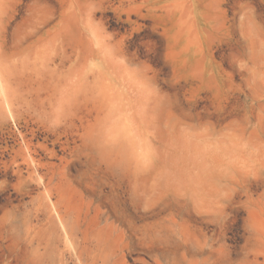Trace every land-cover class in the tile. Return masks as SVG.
Returning a JSON list of instances; mask_svg holds the SVG:
<instances>
[{
    "label": "rangeland",
    "instance_id": "374dc122",
    "mask_svg": "<svg viewBox=\"0 0 264 264\" xmlns=\"http://www.w3.org/2000/svg\"><path fill=\"white\" fill-rule=\"evenodd\" d=\"M0 264H264V0H0Z\"/></svg>",
    "mask_w": 264,
    "mask_h": 264
}]
</instances>
